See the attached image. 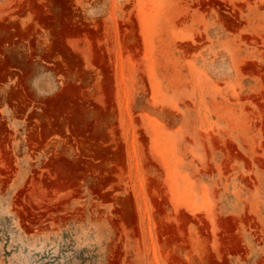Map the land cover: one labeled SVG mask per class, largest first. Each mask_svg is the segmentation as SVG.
I'll return each instance as SVG.
<instances>
[{
  "label": "rangeland",
  "instance_id": "1",
  "mask_svg": "<svg viewBox=\"0 0 264 264\" xmlns=\"http://www.w3.org/2000/svg\"><path fill=\"white\" fill-rule=\"evenodd\" d=\"M0 264H264V0H0Z\"/></svg>",
  "mask_w": 264,
  "mask_h": 264
},
{
  "label": "bare ground",
  "instance_id": "2",
  "mask_svg": "<svg viewBox=\"0 0 264 264\" xmlns=\"http://www.w3.org/2000/svg\"><path fill=\"white\" fill-rule=\"evenodd\" d=\"M98 86H99V85H98ZM98 86H97V87H98ZM97 89H99V88H97ZM96 91H99V90H96ZM75 96H76V95H75ZM75 96H73V98H74ZM73 98H72V99H73Z\"/></svg>",
  "mask_w": 264,
  "mask_h": 264
}]
</instances>
